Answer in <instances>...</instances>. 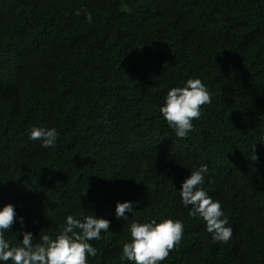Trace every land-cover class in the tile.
Returning a JSON list of instances; mask_svg holds the SVG:
<instances>
[{"label":"trees","instance_id":"1","mask_svg":"<svg viewBox=\"0 0 264 264\" xmlns=\"http://www.w3.org/2000/svg\"><path fill=\"white\" fill-rule=\"evenodd\" d=\"M92 12L89 24L81 12ZM189 77L211 94L178 138L159 111ZM56 127L55 148L29 139ZM255 145V148H254ZM207 164L227 243L188 215L178 189ZM134 215L117 219V202ZM38 239L67 214L111 221L91 264L121 261L132 220L184 222L161 264H264V0H0V206Z\"/></svg>","mask_w":264,"mask_h":264},{"label":"clouds","instance_id":"2","mask_svg":"<svg viewBox=\"0 0 264 264\" xmlns=\"http://www.w3.org/2000/svg\"><path fill=\"white\" fill-rule=\"evenodd\" d=\"M81 12L91 24L92 12L82 6L75 14ZM210 102L211 94L205 83L199 77H189L182 86L167 90L159 111L175 136L185 138L194 130L193 120L201 116L202 106ZM58 136L56 127L40 125L29 130V139L39 142L44 149L55 148ZM190 169V175L181 181L178 189L180 203L189 209V216H198L205 222L213 242L227 243L233 234L228 218L221 202L208 195L203 187L209 174L208 165ZM134 203L139 201H118L115 207L117 219H127L128 212L134 215ZM17 219L24 228V217H17L14 204L0 206V264H91V258H95L98 252L92 241L103 239L102 233L110 231L111 223L109 219L94 214H67L55 233L42 230L35 239L32 231L24 230L22 240H17L16 235H21L17 230L14 243L9 232ZM125 228L130 238L122 243L120 259L132 264H161L180 244L184 234V222L170 217L144 222L132 220L125 224Z\"/></svg>","mask_w":264,"mask_h":264}]
</instances>
